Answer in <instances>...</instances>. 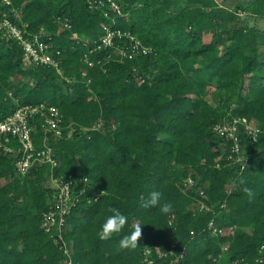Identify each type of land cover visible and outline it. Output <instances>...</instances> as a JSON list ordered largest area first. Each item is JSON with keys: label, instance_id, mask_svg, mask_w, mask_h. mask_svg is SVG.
Returning a JSON list of instances; mask_svg holds the SVG:
<instances>
[{"label": "trees", "instance_id": "trees-1", "mask_svg": "<svg viewBox=\"0 0 264 264\" xmlns=\"http://www.w3.org/2000/svg\"><path fill=\"white\" fill-rule=\"evenodd\" d=\"M10 1L0 0V8L27 33L48 32L64 73L25 65L22 45L0 37V120L23 105L52 104L63 135L48 133L57 165L24 175L16 156L0 148V264H67L44 214L54 202L49 177L70 174L76 191L87 188L66 217L72 264H147L148 247L153 264H243L263 256L264 136L243 137V164L228 157L232 140L214 126L242 116L264 128V30L238 13L264 17V0H119L123 14L110 15L87 0ZM108 27L130 31L153 51L121 60L115 46L96 49ZM116 43L131 50L128 36ZM33 136L42 146L39 120ZM9 144L19 148L12 135ZM152 191L172 204L169 214L142 207L140 197ZM109 207L128 224L104 241L98 232ZM212 220L222 233H212ZM137 224L138 246L121 249L119 239Z\"/></svg>", "mask_w": 264, "mask_h": 264}, {"label": "built area", "instance_id": "built-area-1", "mask_svg": "<svg viewBox=\"0 0 264 264\" xmlns=\"http://www.w3.org/2000/svg\"><path fill=\"white\" fill-rule=\"evenodd\" d=\"M91 8L102 9L106 15H110V9L115 10L118 14H123L119 0H87ZM6 3H11L10 0H4ZM13 14L18 15L19 12L14 7ZM239 15L244 16L245 11L239 10ZM61 27H71L69 21L60 23ZM26 24L20 26L15 19L6 11L0 8V37L7 40H17L24 50L23 62L25 65H41L47 64L54 66L57 71L63 75V68L61 66L60 58L52 53L51 44L46 41L45 35L48 34L44 28L37 32L27 33ZM77 36V35H76ZM125 36L130 37L131 50L129 46L122 47L116 43L118 39ZM96 49L102 47H116L114 54L121 55V60L127 56L133 58L137 55H148L153 51V47L144 44L130 31L121 28L108 27L106 33L101 39L96 42ZM112 55V54H110ZM115 57V55H113ZM85 62L92 65L93 61L85 54ZM83 77H88V70H82ZM40 122V127L47 134L42 146L36 142L33 132L37 126V121ZM100 125V124H99ZM98 127V126H97ZM214 130L221 136L228 140H232L230 159H235L243 164L248 160L243 137H247L250 141L258 142L261 136H264V128L261 124L254 123L247 117L233 116L229 120L218 122L214 126ZM54 137H61L63 135L62 115L59 107L56 105H48L41 103L39 105H23L20 106L12 115L4 120H0V148L5 152L14 154L16 156L15 166L17 173L24 175L33 166L41 165L50 162L53 166L57 165V160L54 156V149L48 141L49 135ZM11 135L16 137L19 142V148L10 145ZM87 181V178H84ZM185 183L192 186L196 183L193 175L186 178ZM48 184L53 188L54 202L49 211L44 214V225L49 232L51 238L59 242L68 256L67 264H72L70 259L72 256V249L69 239L65 235L66 217L72 211L74 206L81 200L80 195L87 190L85 186L75 190L76 179L72 174L69 176H55L51 175ZM103 191V190H102ZM104 192V191H103ZM89 198V196H88ZM98 197H95L97 199ZM91 198H89L90 200ZM205 208V204L201 205ZM212 233H222L223 228L219 227L215 221L209 223ZM261 253L264 252V243L260 247ZM152 249L146 248L145 259L147 264H153ZM160 255H163L159 251ZM243 264H264V255L258 256L254 262L247 261Z\"/></svg>", "mask_w": 264, "mask_h": 264}, {"label": "clouds", "instance_id": "clouds-1", "mask_svg": "<svg viewBox=\"0 0 264 264\" xmlns=\"http://www.w3.org/2000/svg\"><path fill=\"white\" fill-rule=\"evenodd\" d=\"M243 192L251 197L253 195L252 189L249 187H244ZM100 196L104 195V192L101 191ZM162 193L160 191H152L148 198L142 195L140 200L142 201V207L144 208H156L159 207V211L162 214H169L172 211V204L170 202L161 203ZM111 213L104 223L101 225V229L98 232V237L101 240L107 241L113 238L114 235L120 234L125 226L128 224V218L118 208L109 207L107 209ZM142 238V228L139 224L135 225L130 234L123 235L119 239V247L121 249L134 250L140 239Z\"/></svg>", "mask_w": 264, "mask_h": 264}, {"label": "rangeland", "instance_id": "rangeland-1", "mask_svg": "<svg viewBox=\"0 0 264 264\" xmlns=\"http://www.w3.org/2000/svg\"><path fill=\"white\" fill-rule=\"evenodd\" d=\"M235 2H236L235 0H232L228 3V5L235 4ZM222 3H225V2L222 1ZM242 17H245L244 20L248 22L249 24H256L258 27L264 30V17H254V16L246 17L245 15ZM262 50L264 51V47L262 48Z\"/></svg>", "mask_w": 264, "mask_h": 264}]
</instances>
